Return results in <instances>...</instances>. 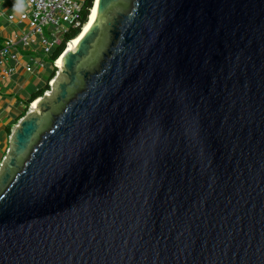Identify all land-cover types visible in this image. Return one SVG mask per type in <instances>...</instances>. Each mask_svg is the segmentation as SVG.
<instances>
[{"label": "water", "instance_id": "95a60500", "mask_svg": "<svg viewBox=\"0 0 264 264\" xmlns=\"http://www.w3.org/2000/svg\"><path fill=\"white\" fill-rule=\"evenodd\" d=\"M57 71L0 165V264H264V0H99Z\"/></svg>", "mask_w": 264, "mask_h": 264}, {"label": "built area", "instance_id": "2783aa9c", "mask_svg": "<svg viewBox=\"0 0 264 264\" xmlns=\"http://www.w3.org/2000/svg\"><path fill=\"white\" fill-rule=\"evenodd\" d=\"M84 1L28 0L27 8H24L23 3L19 1L12 2L10 11L7 13L9 21H26L30 31L0 39V77H11L18 71L23 51H26V54L36 52L42 56L51 54L57 49L63 42L64 34L82 26ZM46 27H48V35L45 31ZM29 56L35 61V58H32L33 54ZM55 63L56 60L53 64ZM37 66L45 67L43 58L35 61L34 64H28L26 70L34 71ZM53 79H50L49 83H52Z\"/></svg>", "mask_w": 264, "mask_h": 264}, {"label": "crops", "instance_id": "0c3cea01", "mask_svg": "<svg viewBox=\"0 0 264 264\" xmlns=\"http://www.w3.org/2000/svg\"><path fill=\"white\" fill-rule=\"evenodd\" d=\"M19 1L27 8L28 0H0V39L14 37L16 35L30 31L28 22L16 20L10 22L7 13L10 11L12 2ZM21 64L18 71L11 77H0V165L7 153L10 145V134L17 126L15 123L17 117L26 109L29 98L32 94L46 83V77L49 74L47 65L44 68H34V71H27L28 64H34L40 58L36 52L26 54L23 51ZM36 64V63H35ZM58 76V75H57ZM56 76V77H57ZM56 77L53 79L55 80ZM19 121V120H18Z\"/></svg>", "mask_w": 264, "mask_h": 264}, {"label": "trees", "instance_id": "16d2710c", "mask_svg": "<svg viewBox=\"0 0 264 264\" xmlns=\"http://www.w3.org/2000/svg\"><path fill=\"white\" fill-rule=\"evenodd\" d=\"M92 5H93V0H85L83 3V8H82V26L75 28V29H71L69 32L64 34L62 44L57 49H55L51 54L42 55V57H44L43 60L45 61V66L47 65L49 69V74L46 77L45 85H43L41 88H39L37 91H35L32 94V96L29 98L27 106L30 103H32V101H34L36 98L43 96L44 93L50 89V85L48 81L55 77L56 71L58 70L57 67L53 64V62L57 60L58 57L65 51L67 42L74 39L81 32L82 27L88 21V16L90 14ZM27 110L28 108L26 107V109L17 117L15 123H17L18 120H20L26 114ZM10 133H11V130L9 129V134Z\"/></svg>", "mask_w": 264, "mask_h": 264}, {"label": "bare ground", "instance_id": "6f19581e", "mask_svg": "<svg viewBox=\"0 0 264 264\" xmlns=\"http://www.w3.org/2000/svg\"><path fill=\"white\" fill-rule=\"evenodd\" d=\"M98 2H99V0H96L94 7H92V9L90 11V14H89L90 18L88 19V21L83 26L81 32L78 34V36H76L74 39H72L68 42V44L66 45L65 51L56 60L55 65L58 67L60 72L63 68V58H64L65 53L67 51H69L70 49L74 48L79 43L80 39L83 37V35L90 29V27L94 23V21L97 17V13H98ZM53 82H54V80H52V84H53ZM52 89H53V86H52ZM47 93H50V95H53V91L50 92V90H49ZM39 101H40L39 98H36L34 101H32V103H31V110L32 111L37 108Z\"/></svg>", "mask_w": 264, "mask_h": 264}, {"label": "rangeland", "instance_id": "374dc122", "mask_svg": "<svg viewBox=\"0 0 264 264\" xmlns=\"http://www.w3.org/2000/svg\"><path fill=\"white\" fill-rule=\"evenodd\" d=\"M47 28H48V27L45 28V31H46V34L48 35V33H47V32H48V31H47ZM57 75H58V72H56L55 76H57ZM48 83H49V81H48ZM49 85H50V89H49V90L52 91L51 88H52L53 84H52V83H49Z\"/></svg>", "mask_w": 264, "mask_h": 264}]
</instances>
